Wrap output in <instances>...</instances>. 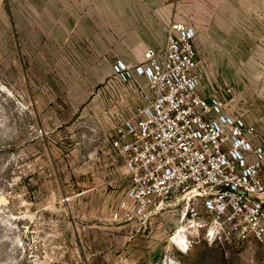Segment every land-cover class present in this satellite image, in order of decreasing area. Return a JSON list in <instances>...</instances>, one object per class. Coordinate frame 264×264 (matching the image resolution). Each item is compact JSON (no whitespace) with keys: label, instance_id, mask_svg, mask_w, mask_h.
Returning <instances> with one entry per match:
<instances>
[{"label":"rangeland","instance_id":"1","mask_svg":"<svg viewBox=\"0 0 264 264\" xmlns=\"http://www.w3.org/2000/svg\"><path fill=\"white\" fill-rule=\"evenodd\" d=\"M170 24L194 29L206 91L264 144V0H0V264H264L254 240L209 246L184 203L119 209L108 139L136 92L113 64L162 49Z\"/></svg>","mask_w":264,"mask_h":264},{"label":"built area","instance_id":"2","mask_svg":"<svg viewBox=\"0 0 264 264\" xmlns=\"http://www.w3.org/2000/svg\"><path fill=\"white\" fill-rule=\"evenodd\" d=\"M195 36L170 24L162 49L113 64L136 92L108 139L129 178L119 209L145 217L184 203L183 216L214 242L254 240L264 251V145L255 124L206 91Z\"/></svg>","mask_w":264,"mask_h":264},{"label":"clouds","instance_id":"3","mask_svg":"<svg viewBox=\"0 0 264 264\" xmlns=\"http://www.w3.org/2000/svg\"><path fill=\"white\" fill-rule=\"evenodd\" d=\"M205 239L207 240L209 246H211L213 242L215 241L216 236L209 234L205 236ZM191 246H192V242L187 239L181 240L176 244V248L184 254L188 253ZM172 261H173V264H179V261H177L174 257H172Z\"/></svg>","mask_w":264,"mask_h":264},{"label":"bare ground","instance_id":"4","mask_svg":"<svg viewBox=\"0 0 264 264\" xmlns=\"http://www.w3.org/2000/svg\"><path fill=\"white\" fill-rule=\"evenodd\" d=\"M184 239H185L184 235L176 234L173 238V241L177 244L179 241L184 240Z\"/></svg>","mask_w":264,"mask_h":264},{"label":"crops","instance_id":"5","mask_svg":"<svg viewBox=\"0 0 264 264\" xmlns=\"http://www.w3.org/2000/svg\"><path fill=\"white\" fill-rule=\"evenodd\" d=\"M259 143L260 144H263L261 141H260V139H259ZM264 145V144H263ZM262 178L264 179V173H263V175H262Z\"/></svg>","mask_w":264,"mask_h":264}]
</instances>
